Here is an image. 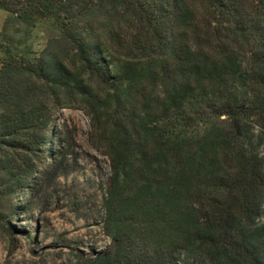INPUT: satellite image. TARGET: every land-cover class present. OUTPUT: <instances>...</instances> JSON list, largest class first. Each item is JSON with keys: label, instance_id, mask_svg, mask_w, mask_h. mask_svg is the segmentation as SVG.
Segmentation results:
<instances>
[{"label": "trees", "instance_id": "16d2710c", "mask_svg": "<svg viewBox=\"0 0 264 264\" xmlns=\"http://www.w3.org/2000/svg\"><path fill=\"white\" fill-rule=\"evenodd\" d=\"M0 10V221L62 166L77 108L110 171V243L80 264H264V0Z\"/></svg>", "mask_w": 264, "mask_h": 264}, {"label": "rangeland", "instance_id": "374dc122", "mask_svg": "<svg viewBox=\"0 0 264 264\" xmlns=\"http://www.w3.org/2000/svg\"><path fill=\"white\" fill-rule=\"evenodd\" d=\"M5 18L0 10V32ZM45 35L33 36L38 48ZM56 125L65 138L62 166L54 165L52 177L38 182L30 209L12 221H0V264H80L82 257L110 243L103 230L110 174L105 151L93 141L82 110L63 109Z\"/></svg>", "mask_w": 264, "mask_h": 264}]
</instances>
